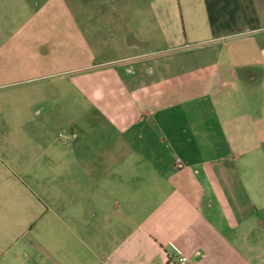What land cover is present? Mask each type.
Listing matches in <instances>:
<instances>
[{
	"label": "crops",
	"instance_id": "1",
	"mask_svg": "<svg viewBox=\"0 0 264 264\" xmlns=\"http://www.w3.org/2000/svg\"><path fill=\"white\" fill-rule=\"evenodd\" d=\"M182 11L181 42L89 77L106 124L82 205L25 192L15 215L0 160V264H179L174 246L187 264H264V0Z\"/></svg>",
	"mask_w": 264,
	"mask_h": 264
},
{
	"label": "rangeland",
	"instance_id": "2",
	"mask_svg": "<svg viewBox=\"0 0 264 264\" xmlns=\"http://www.w3.org/2000/svg\"><path fill=\"white\" fill-rule=\"evenodd\" d=\"M183 2L0 0V160L13 164L15 215L33 204L25 192L47 207L82 205L89 138L101 141L106 124L89 77L181 42Z\"/></svg>",
	"mask_w": 264,
	"mask_h": 264
},
{
	"label": "built area",
	"instance_id": "3",
	"mask_svg": "<svg viewBox=\"0 0 264 264\" xmlns=\"http://www.w3.org/2000/svg\"><path fill=\"white\" fill-rule=\"evenodd\" d=\"M177 167H183V162L180 159L177 160ZM174 250L173 256L177 259V262L179 264H187L188 256L184 254L178 247L174 246Z\"/></svg>",
	"mask_w": 264,
	"mask_h": 264
}]
</instances>
